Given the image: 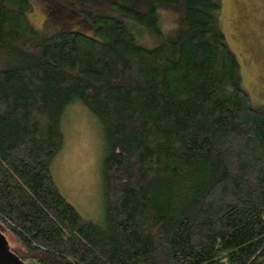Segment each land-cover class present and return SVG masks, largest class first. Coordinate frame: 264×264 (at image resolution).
Instances as JSON below:
<instances>
[{
    "label": "trees",
    "instance_id": "trees-1",
    "mask_svg": "<svg viewBox=\"0 0 264 264\" xmlns=\"http://www.w3.org/2000/svg\"><path fill=\"white\" fill-rule=\"evenodd\" d=\"M61 1L49 7L89 32L37 30L28 0H0V231L21 249L10 250L26 264H264V108L240 86L221 0ZM72 104L102 130L100 223L52 176Z\"/></svg>",
    "mask_w": 264,
    "mask_h": 264
},
{
    "label": "rangeland",
    "instance_id": "rangeland-1",
    "mask_svg": "<svg viewBox=\"0 0 264 264\" xmlns=\"http://www.w3.org/2000/svg\"><path fill=\"white\" fill-rule=\"evenodd\" d=\"M83 9L106 8L109 3L141 9L136 0H67ZM28 0L27 19L42 31L46 25L80 29L87 33L90 28L81 17L71 10L53 6L61 0ZM216 22L224 33L229 50L240 66V86L250 99L251 107L264 108V0H221L215 15ZM165 23L164 30L175 26L176 14ZM136 39L149 43L143 29ZM143 41V42H142ZM63 144L52 159L51 171L56 186L65 200L84 220L100 223L103 218V191L100 180V157L103 152V136L100 125L81 104H72L65 110L61 121ZM8 246L20 252L17 242L5 232Z\"/></svg>",
    "mask_w": 264,
    "mask_h": 264
},
{
    "label": "water",
    "instance_id": "water-1",
    "mask_svg": "<svg viewBox=\"0 0 264 264\" xmlns=\"http://www.w3.org/2000/svg\"><path fill=\"white\" fill-rule=\"evenodd\" d=\"M0 264H26L10 250L7 240L0 231Z\"/></svg>",
    "mask_w": 264,
    "mask_h": 264
}]
</instances>
